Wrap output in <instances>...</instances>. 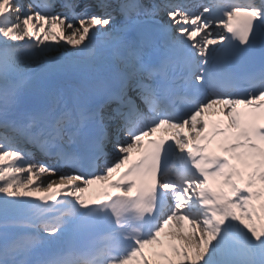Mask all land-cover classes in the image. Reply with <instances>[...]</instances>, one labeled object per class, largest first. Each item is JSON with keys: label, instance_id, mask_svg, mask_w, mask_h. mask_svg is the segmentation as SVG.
<instances>
[{"label": "snow or ice", "instance_id": "obj_1", "mask_svg": "<svg viewBox=\"0 0 264 264\" xmlns=\"http://www.w3.org/2000/svg\"><path fill=\"white\" fill-rule=\"evenodd\" d=\"M0 264H264V0H0Z\"/></svg>", "mask_w": 264, "mask_h": 264}, {"label": "bare ground", "instance_id": "obj_2", "mask_svg": "<svg viewBox=\"0 0 264 264\" xmlns=\"http://www.w3.org/2000/svg\"><path fill=\"white\" fill-rule=\"evenodd\" d=\"M96 188H97V186H92V188L89 190V192L88 193H86L85 195L86 196H88L90 193H96V194H99L98 192H97V190H96Z\"/></svg>", "mask_w": 264, "mask_h": 264}]
</instances>
